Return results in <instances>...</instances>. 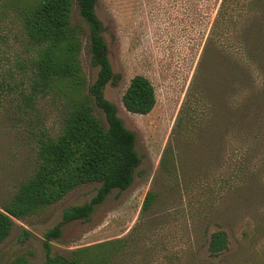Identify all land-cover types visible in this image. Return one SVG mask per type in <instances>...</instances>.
<instances>
[{"label": "rangeland", "instance_id": "374dc122", "mask_svg": "<svg viewBox=\"0 0 264 264\" xmlns=\"http://www.w3.org/2000/svg\"><path fill=\"white\" fill-rule=\"evenodd\" d=\"M26 1L0 0V202L34 170L41 134L62 132L67 111L66 101L52 95L39 96L33 106L19 104L21 90L30 92L29 74L19 70V63L34 54L19 15ZM221 1H98L117 77L105 96L136 133L141 163L130 187L114 189L88 219L63 226L62 235L51 241L52 255L70 257L80 247L110 242L104 248L110 264H264V104L260 121L255 111L249 120L253 129L248 128L240 107L246 95L238 93L224 55L215 54L204 72L212 87L207 120L201 128L175 132ZM73 20L85 28L80 60L90 85L99 67L92 63L88 27L77 6ZM236 31L233 41L241 36ZM137 74L147 76L156 90L157 103L148 114L129 112L123 103ZM97 114L106 123L101 109ZM169 145L172 175L161 165ZM100 186L83 184L57 203L15 219L0 244V264L21 256L28 264L45 262L46 233L66 209L90 202ZM151 191L156 200L144 210ZM219 230L227 232V247L212 254L211 235Z\"/></svg>", "mask_w": 264, "mask_h": 264}, {"label": "trees", "instance_id": "16d2710c", "mask_svg": "<svg viewBox=\"0 0 264 264\" xmlns=\"http://www.w3.org/2000/svg\"><path fill=\"white\" fill-rule=\"evenodd\" d=\"M98 1L27 0L19 8L24 34L34 50L29 59L19 63V70L24 75L28 72L30 81V92L21 90L19 104L33 106L39 96L52 95L66 101L67 111L62 132L56 137L41 134L34 170L7 200L0 202V244L12 233L15 219H24L42 207L57 203L78 186L101 183L90 202L66 209L63 219L46 233V260L42 264H110L104 253L110 242L80 247L67 257L52 255L51 241L62 235V228L68 222L88 219L95 206L114 189L130 187L141 163L136 133L125 125L117 105L105 96L107 85L117 77L109 57L105 26L96 11ZM76 6L88 27L92 63L99 67L97 78L90 85L80 60L85 28L73 20ZM236 29L241 36L233 41ZM215 54L231 61L237 91L246 95V101L240 106L246 113L243 120L253 129L249 120L256 111L260 121L264 104V0L221 1L201 62L179 112L177 134L201 128L207 120L212 87L204 72ZM123 103L129 112L150 113L157 103L152 81L143 74L135 75L123 95ZM97 108L105 114L106 123L98 116ZM173 157L169 145L161 165L171 175ZM156 196L152 191L147 194L144 210L152 206ZM227 243V232L215 231L209 249L212 254H218ZM93 250L97 254L90 256ZM11 264H28V260L21 256Z\"/></svg>", "mask_w": 264, "mask_h": 264}]
</instances>
